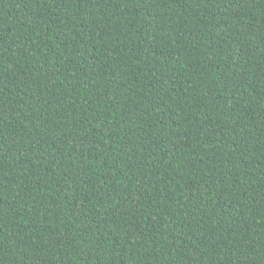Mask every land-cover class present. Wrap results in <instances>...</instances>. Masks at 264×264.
<instances>
[{
  "label": "trees",
  "instance_id": "obj_1",
  "mask_svg": "<svg viewBox=\"0 0 264 264\" xmlns=\"http://www.w3.org/2000/svg\"><path fill=\"white\" fill-rule=\"evenodd\" d=\"M0 264H264V0H0Z\"/></svg>",
  "mask_w": 264,
  "mask_h": 264
}]
</instances>
